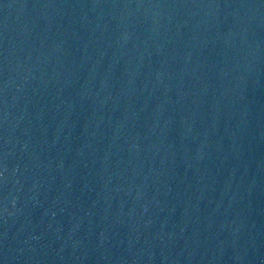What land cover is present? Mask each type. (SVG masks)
Segmentation results:
<instances>
[{
  "label": "water",
  "instance_id": "1",
  "mask_svg": "<svg viewBox=\"0 0 264 264\" xmlns=\"http://www.w3.org/2000/svg\"><path fill=\"white\" fill-rule=\"evenodd\" d=\"M0 264H264V0H0Z\"/></svg>",
  "mask_w": 264,
  "mask_h": 264
}]
</instances>
